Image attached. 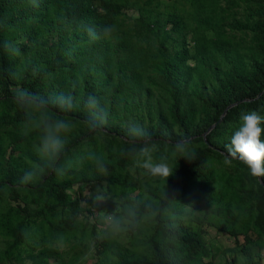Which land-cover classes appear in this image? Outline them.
<instances>
[{
	"label": "trees",
	"instance_id": "trees-1",
	"mask_svg": "<svg viewBox=\"0 0 264 264\" xmlns=\"http://www.w3.org/2000/svg\"><path fill=\"white\" fill-rule=\"evenodd\" d=\"M263 89L264 0H0V264H264V177L224 162Z\"/></svg>",
	"mask_w": 264,
	"mask_h": 264
},
{
	"label": "clouds",
	"instance_id": "clouds-1",
	"mask_svg": "<svg viewBox=\"0 0 264 264\" xmlns=\"http://www.w3.org/2000/svg\"><path fill=\"white\" fill-rule=\"evenodd\" d=\"M110 32L111 29H105ZM92 103H95L93 100ZM56 130H66L67 126L58 123ZM135 134L144 135L142 129L133 126L130 129ZM264 134V116L257 111L252 110L247 113L240 114V124L232 133L230 142L225 145L226 155L225 164L230 165L233 160H238L247 166L249 173L254 178L264 177V140L261 139ZM60 145L59 139L54 135L45 137V146L51 149H58ZM177 149L186 159H194L196 156L195 148L189 147L188 141H182L177 145ZM151 149L144 147L140 153L145 157L141 167L146 169L153 176L168 177L171 175V168L166 163H153L150 156ZM31 173H25L24 180H28Z\"/></svg>",
	"mask_w": 264,
	"mask_h": 264
},
{
	"label": "rangeland",
	"instance_id": "rangeland-1",
	"mask_svg": "<svg viewBox=\"0 0 264 264\" xmlns=\"http://www.w3.org/2000/svg\"><path fill=\"white\" fill-rule=\"evenodd\" d=\"M131 14L133 12L130 11ZM117 206H111L108 209L104 211V218H101V221H106L107 223L110 222L111 217H112V212L117 210ZM205 233H204V238L207 241L208 248H210V253L209 256L204 258L206 261L210 260V256H213L214 260L217 261L218 259H221V256L223 255L224 252L223 250L231 249L234 245V237L229 236L228 234H225L223 232H219L217 228L213 225L211 226H204ZM239 241L241 242L243 239L242 235H239ZM63 245V244H62ZM68 245L64 244L62 247L67 248ZM89 246V245H88ZM91 248H85L83 249V252L85 253V257L88 258L91 253H94V248L90 246ZM91 249V250H90ZM224 254V256H226ZM262 255L264 257V250H262ZM94 261V260H93ZM264 262V258L262 260ZM79 262H82V260H79Z\"/></svg>",
	"mask_w": 264,
	"mask_h": 264
},
{
	"label": "water",
	"instance_id": "water-1",
	"mask_svg": "<svg viewBox=\"0 0 264 264\" xmlns=\"http://www.w3.org/2000/svg\"><path fill=\"white\" fill-rule=\"evenodd\" d=\"M263 92H264V89L261 92L258 93V96H260ZM236 104H237V102L229 104L225 108V110L223 111V113L221 114V116L219 117V119L216 122H214L213 124H211L209 126V128L203 133V137H204L205 140H206L207 133L222 119V117L225 115L227 109L230 108V107H232V106H234V105H236Z\"/></svg>",
	"mask_w": 264,
	"mask_h": 264
}]
</instances>
